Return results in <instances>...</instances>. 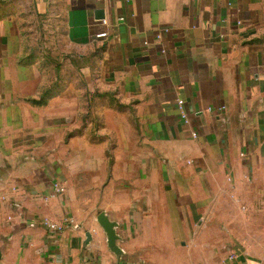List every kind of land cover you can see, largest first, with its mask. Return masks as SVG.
I'll list each match as a JSON object with an SVG mask.
<instances>
[{"label":"crops","instance_id":"0c3cea01","mask_svg":"<svg viewBox=\"0 0 264 264\" xmlns=\"http://www.w3.org/2000/svg\"><path fill=\"white\" fill-rule=\"evenodd\" d=\"M229 251L264 264V0H0V264Z\"/></svg>","mask_w":264,"mask_h":264},{"label":"built area","instance_id":"2783aa9c","mask_svg":"<svg viewBox=\"0 0 264 264\" xmlns=\"http://www.w3.org/2000/svg\"><path fill=\"white\" fill-rule=\"evenodd\" d=\"M118 20L119 21L123 20V17H119ZM163 31L167 32L168 29L167 28H163ZM97 35L98 36H103V35H105V33L101 32V33H98ZM182 116H183L184 121H187L185 115L182 114ZM57 190L62 191V188L58 187ZM2 198H4V197H2ZM41 222H42V224L44 226H46L49 229L55 230V229L59 228V225L56 222H54L51 219H49L48 217H43L41 219ZM70 222L72 223L73 221L70 219ZM236 257L237 256H236V254L234 252L229 251L220 259L219 264H230L232 261H234L236 259Z\"/></svg>","mask_w":264,"mask_h":264},{"label":"water","instance_id":"95a60500","mask_svg":"<svg viewBox=\"0 0 264 264\" xmlns=\"http://www.w3.org/2000/svg\"><path fill=\"white\" fill-rule=\"evenodd\" d=\"M97 220L107 234V241H108L109 247L113 251L118 252L119 249L115 245V240H116L117 236H116L114 229H113L114 223L112 221H109L108 218L102 213L98 215Z\"/></svg>","mask_w":264,"mask_h":264},{"label":"rangeland","instance_id":"374dc122","mask_svg":"<svg viewBox=\"0 0 264 264\" xmlns=\"http://www.w3.org/2000/svg\"><path fill=\"white\" fill-rule=\"evenodd\" d=\"M26 10L22 11L23 15H22V20L24 27H26L27 30H33L36 31L38 30H43L44 26L42 25L41 22L36 21L35 19V15H34V11L30 6H26L25 7ZM38 38V36H36L35 40ZM40 38H38L37 40H39Z\"/></svg>","mask_w":264,"mask_h":264}]
</instances>
